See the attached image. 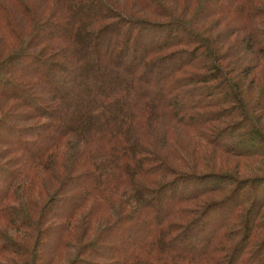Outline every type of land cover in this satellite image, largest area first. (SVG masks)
Returning <instances> with one entry per match:
<instances>
[{
	"label": "trees",
	"instance_id": "1",
	"mask_svg": "<svg viewBox=\"0 0 264 264\" xmlns=\"http://www.w3.org/2000/svg\"><path fill=\"white\" fill-rule=\"evenodd\" d=\"M263 209L264 0H0L3 264H264Z\"/></svg>",
	"mask_w": 264,
	"mask_h": 264
},
{
	"label": "rangeland",
	"instance_id": "2",
	"mask_svg": "<svg viewBox=\"0 0 264 264\" xmlns=\"http://www.w3.org/2000/svg\"><path fill=\"white\" fill-rule=\"evenodd\" d=\"M207 25L206 24H204V27H206ZM210 35V34H209ZM229 45H233L235 48H236V50H239L238 48H240V46L242 45L241 43H233V42H231V43H229L228 45H226V48H228L229 47ZM99 64H101L102 66H101V68L98 70V69H96V67H94V69L93 70H91V77H92V80L93 79H95L96 80V82H98V80H99V77H101L102 78V80H104L106 83H107V85L108 86H111L112 84H113V81H115V78H113L114 77V75H115V70H116V68H114V67H111V66H109L108 64H102L101 63V60H99ZM192 70V69H191ZM193 71H198L197 69H195V70H192V72ZM203 72V71H202ZM98 73H100L99 75H98ZM125 80V79H124ZM125 81H127V80H125ZM121 82H122V80H121ZM115 83V82H114ZM131 83H132V81H131ZM71 88H73V86L71 85ZM92 90V89H91ZM72 92H74V91H72ZM91 92V91H90ZM73 95H75L77 98H79L80 100H79V102L81 103V102H84V101H89L90 100V98H91V96H88V95H86V96H84V95H82L79 91H76V93L74 92L73 93ZM217 110V109H216ZM16 112V111H15ZM217 121L214 123L215 124V126H217V128L219 129V128H223V126L225 125V124H233V122H235V119L234 118H232V117H226V118H224V119H216ZM225 123V124H224ZM173 149H177V146L176 145H174L173 147H172ZM219 158H220V155H219ZM173 163L174 164H177L175 161H173ZM243 167L244 166H246V168H245V170H246V173L247 174H252L253 173V171H255L254 170V166L253 165H251V164H248V165H242ZM253 170V171H252ZM219 197V195H217V194H214V195H211V199H210V201H212V200H215V199H217ZM263 214H264V209H263ZM70 252H71V249H69V250H65V251H62L59 255H58V258H57V261H56V263H58V264H62V263H66L67 262V260L70 258ZM5 256H10V258L11 259H13V263L12 264H19V262L20 261H18V256L16 257L14 254H5ZM0 260H3V258L2 257H0ZM0 263L1 264H3L1 261H0Z\"/></svg>",
	"mask_w": 264,
	"mask_h": 264
}]
</instances>
